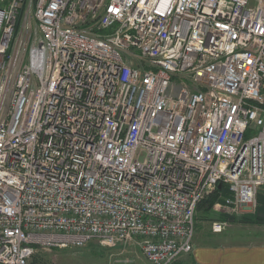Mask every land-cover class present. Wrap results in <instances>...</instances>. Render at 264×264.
Here are the masks:
<instances>
[{
	"label": "built area",
	"instance_id": "built-area-1",
	"mask_svg": "<svg viewBox=\"0 0 264 264\" xmlns=\"http://www.w3.org/2000/svg\"><path fill=\"white\" fill-rule=\"evenodd\" d=\"M223 183L214 210L255 212L264 0H0V264L92 241L174 264Z\"/></svg>",
	"mask_w": 264,
	"mask_h": 264
},
{
	"label": "rangeland",
	"instance_id": "rangeland-1",
	"mask_svg": "<svg viewBox=\"0 0 264 264\" xmlns=\"http://www.w3.org/2000/svg\"><path fill=\"white\" fill-rule=\"evenodd\" d=\"M254 213V212H252ZM229 214L216 211L212 208L210 213H203L198 209L196 213L195 235L194 240H211L220 241L229 239V221H227L226 228L219 233L212 231V222L215 220H222L221 215ZM251 213H242L238 216ZM237 216V215H236ZM239 224V225H237ZM245 223H236L237 233L246 235L249 226ZM247 224V223H246ZM244 232V234L242 233ZM134 250V249H133ZM44 252L50 259V264H119L121 259H131L133 264H149L142 255L140 249L128 253L125 246L119 245L113 248L102 246L97 241H92L84 247L80 248H66L54 249L52 251H39ZM32 264V261H31Z\"/></svg>",
	"mask_w": 264,
	"mask_h": 264
},
{
	"label": "crops",
	"instance_id": "crops-1",
	"mask_svg": "<svg viewBox=\"0 0 264 264\" xmlns=\"http://www.w3.org/2000/svg\"><path fill=\"white\" fill-rule=\"evenodd\" d=\"M229 223V239L220 241L194 240V249L180 256L174 264H264V224L245 223L246 235L237 233V224ZM244 234V232H242ZM136 246L126 251L134 252Z\"/></svg>",
	"mask_w": 264,
	"mask_h": 264
},
{
	"label": "trees",
	"instance_id": "trees-1",
	"mask_svg": "<svg viewBox=\"0 0 264 264\" xmlns=\"http://www.w3.org/2000/svg\"><path fill=\"white\" fill-rule=\"evenodd\" d=\"M229 196L228 187L223 183L221 188H217L208 198L204 199L198 206V209L203 213H210L214 204L222 199V197ZM222 220H228L232 223H256L264 224V190L258 194V205L254 213L244 214L241 216L236 215H221ZM32 264H50L48 255L44 252H37L32 258Z\"/></svg>",
	"mask_w": 264,
	"mask_h": 264
},
{
	"label": "water",
	"instance_id": "water-1",
	"mask_svg": "<svg viewBox=\"0 0 264 264\" xmlns=\"http://www.w3.org/2000/svg\"><path fill=\"white\" fill-rule=\"evenodd\" d=\"M220 187H221V184L218 185V188H220Z\"/></svg>",
	"mask_w": 264,
	"mask_h": 264
}]
</instances>
